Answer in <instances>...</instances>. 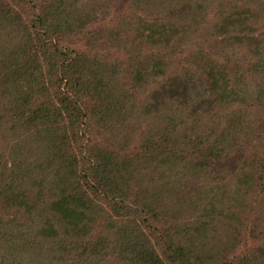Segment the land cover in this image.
<instances>
[{
	"label": "trees",
	"instance_id": "16d2710c",
	"mask_svg": "<svg viewBox=\"0 0 264 264\" xmlns=\"http://www.w3.org/2000/svg\"><path fill=\"white\" fill-rule=\"evenodd\" d=\"M0 0V264H264V0Z\"/></svg>",
	"mask_w": 264,
	"mask_h": 264
},
{
	"label": "rangeland",
	"instance_id": "374dc122",
	"mask_svg": "<svg viewBox=\"0 0 264 264\" xmlns=\"http://www.w3.org/2000/svg\"><path fill=\"white\" fill-rule=\"evenodd\" d=\"M124 2V0H119V2L117 3V7H119V5H122Z\"/></svg>",
	"mask_w": 264,
	"mask_h": 264
}]
</instances>
